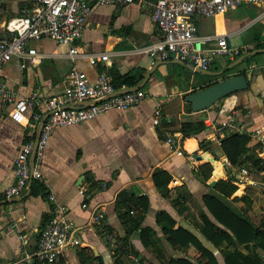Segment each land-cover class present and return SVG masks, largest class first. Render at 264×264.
Here are the masks:
<instances>
[{"label":"crops","instance_id":"1","mask_svg":"<svg viewBox=\"0 0 264 264\" xmlns=\"http://www.w3.org/2000/svg\"><path fill=\"white\" fill-rule=\"evenodd\" d=\"M155 1L124 6L90 3L92 12L78 41L79 50L94 56L106 54V61L72 60L68 46L43 38L26 48L40 54V62L14 57L1 68V78L18 98L37 95L34 111L41 115L40 122L48 115L47 101L67 87L71 68L86 73L91 84L100 71L110 81L113 74L128 76L138 81L133 87L141 85L139 90L145 94L127 110H111L54 130L43 151L40 178L14 198H6L5 191L15 182V158L33 134L32 140H36L40 122L34 128L30 114L17 124L6 112L0 113L1 262L33 253L38 230L63 205L81 244L67 249L55 264H225L230 254H239L249 264H264V249L251 240L237 244L232 230L213 216L203 200L215 193L219 181H230L237 191L221 196L223 201L264 232V0L243 3L213 17L192 18L198 36L206 38L203 50L215 47L217 37H224L230 48L238 50L234 56L216 57L208 70L188 61L155 60L138 51L162 39L152 19ZM6 4L0 10V40L7 38L5 23L22 16L36 0H9ZM226 68L227 72L218 75ZM239 74L246 75V90L226 96L205 111H187L189 94ZM123 89L128 88L115 90ZM156 110L161 119L155 125ZM230 117L238 130L224 129L222 137L214 140V128ZM162 118L168 122L163 123ZM196 120H202L203 131L183 139L181 123ZM231 134L249 136L248 155L262 160L259 165L246 162L234 168L228 161L225 164L220 141ZM160 172L170 179L157 186L154 176ZM124 195L132 202L128 210L132 224L127 225L134 231L130 233L120 201ZM138 198L147 200L146 211ZM95 208L105 213L96 225L91 223ZM206 219L212 228L206 226ZM171 220V230H179L174 243L168 234ZM191 237L211 256L199 251Z\"/></svg>","mask_w":264,"mask_h":264},{"label":"built area","instance_id":"2","mask_svg":"<svg viewBox=\"0 0 264 264\" xmlns=\"http://www.w3.org/2000/svg\"><path fill=\"white\" fill-rule=\"evenodd\" d=\"M142 0H36V4L22 16L9 19L4 26L7 33L5 40H0V70L12 58L30 59L40 62L41 56L27 46L43 38H50L68 46L69 57L89 59L93 64L106 61V54L89 55L79 50L78 41L92 12V5L124 6ZM263 0H156L152 8V19L162 34V39L154 44L139 48V52L159 61H188L194 67L208 70L218 56H234L236 48H230L224 37L215 38L216 45L203 50L202 43L206 38L197 34L192 18L196 16L213 17L236 8L243 3L258 4ZM67 87L57 96L47 101L48 115L44 120L39 139L25 142L19 149L14 161L15 182L6 189L5 197L14 198L22 194L30 181L39 179V166L42 160L47 139L50 134L61 127L71 126L92 120L111 110H127L139 104L145 94L142 90L118 94L110 84V77L100 71L95 83L87 80L86 73L71 68L66 75ZM92 102L86 106L67 107L70 104ZM37 95L31 94L18 98L0 76V113L6 112L17 124L29 118L34 128L41 120V115L34 111ZM161 114L154 112L153 124H159ZM209 126V125H207ZM210 127V126H209ZM224 129L238 130L230 117L221 127L214 128L212 138L222 137ZM171 142V139L168 140ZM35 149L34 168H30V156ZM227 164V162H225ZM48 198L53 200V196ZM56 214L45 226L38 230L37 249L30 254L0 264H55L64 252L81 244L77 229L66 218V207L59 205ZM105 213L101 208L92 211L91 223L99 224ZM18 239L22 240L19 235Z\"/></svg>","mask_w":264,"mask_h":264},{"label":"trees","instance_id":"3","mask_svg":"<svg viewBox=\"0 0 264 264\" xmlns=\"http://www.w3.org/2000/svg\"><path fill=\"white\" fill-rule=\"evenodd\" d=\"M137 83L138 81L136 79H132L129 78L128 76L118 75V74H113V78L110 81V84L115 89H120L123 87L131 88L135 86ZM185 106L187 111L191 110L190 104L186 103ZM203 129H204V124L202 120H196L193 122L181 123L179 132L181 133L182 138L186 139V138L196 137L198 134H200L203 131ZM32 139H34V134L31 136L29 140ZM249 139L250 138L247 134L245 135L231 134L229 136H226L220 141V147L222 149V152L231 167L234 168L240 167L246 162H249L250 164L253 165H259L261 163L262 160H260L259 158L248 155L247 145L249 143ZM200 147L203 146L200 144ZM158 174H162V175L159 176ZM163 174L165 173L160 172L157 173L156 176H154L155 183L157 186H160L161 182L163 184L164 183L166 184V181H169L170 177L169 176L168 178H166L165 176L163 177ZM214 190L215 193L207 194L203 198L204 203L206 204L210 212L213 214V216L222 224H224L226 227L232 230V233L234 234L233 236L236 238L237 244H241L243 242H249L251 240L258 243V245H260L264 249V232L257 230L256 228L253 227V225H251L247 221V219L242 218L240 215L234 213L231 209L228 208V206L222 199V197H227L232 195L235 191H237V188L230 181L228 182L219 181L215 185ZM33 192L37 193L35 187L33 188ZM138 199H140V205L143 208V212L146 211L148 208L147 200L143 198H138ZM120 201H122V204L124 205V219L126 220V223L124 222V225H126L127 227V233H130L134 231L132 230L133 228L131 227L129 228L127 225V222L132 224V218L129 217V212H128L129 208H132L131 198H128L124 195V199H120ZM49 220L50 218L47 220V222ZM205 222L208 228L213 227L212 224L209 223L207 219L205 220ZM232 223L235 225V227L230 226V224ZM172 226H173V221L171 220L168 234H170L171 238L173 239L172 243H174L173 236H175L177 239L178 237L176 236V234L179 233L178 232L179 230L176 231L171 230ZM192 240L199 251H201L203 254H207L208 256H211L204 248H202V246H200L196 242L194 238H192ZM59 262H61L60 259L58 263ZM249 263L250 261L241 258L239 254L227 255L225 261V264H249Z\"/></svg>","mask_w":264,"mask_h":264},{"label":"water","instance_id":"4","mask_svg":"<svg viewBox=\"0 0 264 264\" xmlns=\"http://www.w3.org/2000/svg\"><path fill=\"white\" fill-rule=\"evenodd\" d=\"M6 1H9V0H0V10H5L6 5H7ZM228 70L229 68H226L222 70L221 72H219L218 75H222ZM141 87L142 86L140 85V86H136L133 88L123 89L117 93L120 94L124 92L136 91V90H139ZM246 89H247L246 75L245 74L234 75L226 79L220 80L202 90L189 94L185 98V102L190 104L192 112L198 113V112L205 111L208 108L212 107L217 102L222 101L226 96H229L230 94H233L236 92L244 91ZM45 119L46 117H44L38 125L37 133H36V140H35V147L39 139L40 131H41V128L43 126ZM161 121L163 123L168 122L166 118H162ZM199 158L200 156L197 157V159ZM224 161L227 162V160H224ZM34 163H35V149L33 150L30 156L31 170L34 168ZM31 183L32 181L29 182L28 186H30ZM214 184H215L214 181L210 182V186H213Z\"/></svg>","mask_w":264,"mask_h":264},{"label":"bare ground","instance_id":"5","mask_svg":"<svg viewBox=\"0 0 264 264\" xmlns=\"http://www.w3.org/2000/svg\"><path fill=\"white\" fill-rule=\"evenodd\" d=\"M208 160V159H207ZM217 161V160H216ZM214 163V162H213ZM222 166V165H221Z\"/></svg>","mask_w":264,"mask_h":264}]
</instances>
